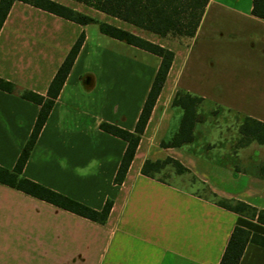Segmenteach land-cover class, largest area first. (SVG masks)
I'll list each match as a JSON object with an SVG mask.
<instances>
[{
	"label": "crops",
	"instance_id": "crops-1",
	"mask_svg": "<svg viewBox=\"0 0 264 264\" xmlns=\"http://www.w3.org/2000/svg\"><path fill=\"white\" fill-rule=\"evenodd\" d=\"M56 1L175 55L126 176L116 183L127 141L100 125L135 130L161 57L103 34L98 23L81 24L13 2L0 29V77L17 91L0 88V166L15 167L40 111L21 91L45 96L84 33L21 176L93 209L102 210L108 200L112 208L99 223L0 182V264H220L237 225L264 235L263 224L202 192L207 185L218 198L264 209V164L256 148L246 149L252 141L241 145L240 138L231 149L206 142L208 149H195L202 144L197 135L208 110L234 114L240 130L246 117L264 122V18L252 13L253 0H208L195 35L184 40L160 36L78 0ZM179 91L203 100L193 140L172 146L184 115L174 104ZM42 148L54 153L51 160L38 159ZM56 156H67L71 165L92 157L103 163L97 175L80 177L61 169ZM168 157L189 172L176 173L170 166L174 181L142 172L147 160ZM193 177L194 183L183 185ZM239 264H264V246L249 242Z\"/></svg>",
	"mask_w": 264,
	"mask_h": 264
},
{
	"label": "trees",
	"instance_id": "trees-1",
	"mask_svg": "<svg viewBox=\"0 0 264 264\" xmlns=\"http://www.w3.org/2000/svg\"><path fill=\"white\" fill-rule=\"evenodd\" d=\"M15 0H0V29ZM36 7L52 12L81 24L98 23L103 34L122 40L128 44L154 53L161 57V63L151 85L150 91L139 116L136 128L130 131L114 124L103 122L101 129L112 133L127 141V148L123 155L117 175L116 183L123 182L126 173L137 151L141 134L149 121L157 98L167 79V75L174 59V52L158 43L145 39L127 29L118 27L108 22H101L83 12L77 11L68 5L56 0H21ZM94 7L106 14L120 18L138 27L172 39L192 38L200 24L204 9L208 0H78ZM252 13L264 18V0H253ZM85 34L82 33L77 39L70 52L60 65L52 79L47 94L41 95L31 90H22L21 96L40 105V111L35 122L33 131L25 147L23 148L17 163L13 169L0 166V182L22 190L37 198L50 202L61 208L72 211L78 215L89 218L99 223H105L112 208V202L108 200L102 210L93 209L77 200L59 193L43 184L21 176L23 168L31 154L37 138L47 121V118L59 96L61 89L71 71V68L81 49ZM0 88L9 92L17 91V86L0 77ZM203 100L202 97L179 91L174 99V104L179 105L183 111V119L178 132L175 134L170 145L181 146L191 142L194 138V127L197 122V106ZM243 139L248 143L256 140L264 143V122L246 117L241 125ZM166 145L165 143H163ZM174 167L176 173H186L189 170L179 161L173 158L165 160H147L142 168L145 175L155 176L164 167ZM165 181V179L160 178ZM193 181L196 178L193 177ZM203 190L213 196L218 204L232 210L242 216L256 220L264 225V209H257L243 201L218 198L207 185ZM249 242L264 246V235L248 228L237 225L229 239L220 264H239L245 248Z\"/></svg>",
	"mask_w": 264,
	"mask_h": 264
},
{
	"label": "rangeland",
	"instance_id": "rangeland-1",
	"mask_svg": "<svg viewBox=\"0 0 264 264\" xmlns=\"http://www.w3.org/2000/svg\"><path fill=\"white\" fill-rule=\"evenodd\" d=\"M208 121L206 123V126H204L201 130H199L198 135L200 138V141L202 144L195 145V149H208L210 146L206 145L207 143H220L219 147H224L226 149H231L232 147H238L239 143L237 141L241 138V145L247 144L246 140L243 139L242 134H240L241 130L240 125L235 121L234 114H225L224 112H219L215 110H208V114H206ZM242 125V124H241ZM227 140L226 145L223 144V141ZM230 141V143H228ZM232 142V143H231ZM234 142H237L234 146ZM249 144V143H248ZM245 147V146H242ZM250 148H256L259 161H261L262 164H264V145L256 142V140L252 141V144L248 147H246L247 150ZM255 151V149H254ZM159 177L167 180V181H174L176 178V175L174 172H171V170L168 167H164L159 172ZM194 183L192 178L184 181V186H188ZM205 194L209 195L207 191L202 190Z\"/></svg>",
	"mask_w": 264,
	"mask_h": 264
},
{
	"label": "clouds",
	"instance_id": "clouds-1",
	"mask_svg": "<svg viewBox=\"0 0 264 264\" xmlns=\"http://www.w3.org/2000/svg\"><path fill=\"white\" fill-rule=\"evenodd\" d=\"M54 153L50 149L42 148L38 153L40 161H49L53 158ZM111 157H105V160H110ZM56 162L61 169H71V171L80 177L95 176L99 173L103 161L100 158L92 157L85 164L71 165L67 156H56Z\"/></svg>",
	"mask_w": 264,
	"mask_h": 264
}]
</instances>
